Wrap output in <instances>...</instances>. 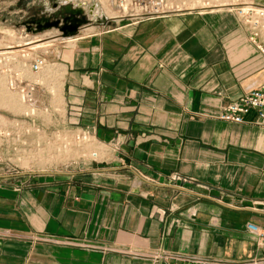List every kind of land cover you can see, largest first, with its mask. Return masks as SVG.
Returning <instances> with one entry per match:
<instances>
[{
	"label": "crops",
	"instance_id": "crops-1",
	"mask_svg": "<svg viewBox=\"0 0 264 264\" xmlns=\"http://www.w3.org/2000/svg\"><path fill=\"white\" fill-rule=\"evenodd\" d=\"M215 6L63 38L59 121L89 130L97 157L0 172V264L264 255V125L253 110L240 122L217 117L264 82V56L233 6Z\"/></svg>",
	"mask_w": 264,
	"mask_h": 264
},
{
	"label": "built area",
	"instance_id": "built-area-1",
	"mask_svg": "<svg viewBox=\"0 0 264 264\" xmlns=\"http://www.w3.org/2000/svg\"><path fill=\"white\" fill-rule=\"evenodd\" d=\"M159 1L151 3L154 12L150 14L162 13L156 12L159 8ZM123 3L125 4L123 0H120L119 5L124 6ZM233 5V10L238 20L247 30L248 40L264 56V4L249 0L241 5ZM138 17L141 16L132 18L136 19ZM44 64L45 57L36 56L27 63L25 72L10 68L0 70V72L5 74L4 82H0L1 88L15 96L18 109L20 108L22 111L12 117L0 114V169L7 171L6 173H14L12 171H16L17 168L22 169L23 166L28 168L29 166L26 163L30 160L28 155L30 150L42 149L43 138H40L43 137L45 128L39 121L35 124L33 123L37 117L34 111L41 110L39 108L40 102L36 97V89L44 90L49 95H51V91H49V86L46 83L44 84L37 78H31L29 74H37ZM249 110L255 112L254 122L264 125V82L249 88L237 98L225 102L221 106L217 117L223 120L240 122L243 119V115ZM59 116H61V111L60 113L58 112V128H55V134L58 133L56 138L58 141V152L59 154L64 152L75 154L77 152V156L74 158H72V155H67V160L64 163L69 164L74 161L95 159L97 152L94 146L98 139L86 128L60 123ZM49 135L51 136L52 133ZM169 179L186 180L188 178L172 173ZM246 226L251 231H257V225L252 222H246ZM156 258L162 260L164 264H264V255L238 259H219L180 252L161 251L156 254Z\"/></svg>",
	"mask_w": 264,
	"mask_h": 264
},
{
	"label": "rangeland",
	"instance_id": "rangeland-1",
	"mask_svg": "<svg viewBox=\"0 0 264 264\" xmlns=\"http://www.w3.org/2000/svg\"><path fill=\"white\" fill-rule=\"evenodd\" d=\"M51 1L62 2L63 0H4L3 3H0V17L6 14L3 11L4 6H8L6 9L12 11V13H7L5 20H0V70L10 68L25 72L29 61H32L36 56H43L45 57V64L42 66V69L35 75H29L31 78H37L44 82V84L46 83L49 86V91H51V95H49L44 90L36 89V94H40L36 97L38 98L37 100H41L39 103L41 110L34 111L37 117L33 123L35 124L39 121L45 128L43 137L40 138H43L42 149H31L28 154L30 160L26 163L29 167L27 166L28 168H26V166H23L22 169L17 168L16 171H12L14 173L58 169L59 166L65 164L67 155H72V158L77 156V152L75 154L66 152L59 154L58 141L56 139L58 133L55 134V128H58V112L60 113L61 111L58 96V53L61 52L60 48L63 45L69 44L71 41H65L61 37L53 38L52 34L54 31L56 32V29L31 33L30 31H26L24 25L20 24V20L32 13L38 5L45 4L49 6ZM76 1H81L83 7L92 4L93 11L100 16L106 17L108 20L105 24H96L93 22L84 25V32L94 30L96 25L119 23L135 16L153 13L154 9L151 3L157 2V0H123L125 2V4L123 3L124 6H120V0H71V2ZM245 1L249 0H160L158 2L159 8L156 12L166 13L183 7L203 9L216 7L215 5L234 6L233 4L241 5ZM9 6L13 8L11 9ZM18 8L21 10H18ZM43 43L44 45L42 46L30 48L33 44ZM63 52V57H65L66 50H63ZM4 78L5 74L0 72V82H4ZM21 112L20 108L18 109L15 96L10 92H6L0 86V114L12 117ZM50 133H52L51 136L49 135ZM92 149L94 148L92 147ZM0 172L6 173L7 171L0 169Z\"/></svg>",
	"mask_w": 264,
	"mask_h": 264
},
{
	"label": "water",
	"instance_id": "water-1",
	"mask_svg": "<svg viewBox=\"0 0 264 264\" xmlns=\"http://www.w3.org/2000/svg\"><path fill=\"white\" fill-rule=\"evenodd\" d=\"M81 1L71 2L63 0L62 2L53 1L49 6L40 4L26 18L20 21L25 26L26 31L38 33L44 30L54 28L56 32L52 34L56 37L74 36L79 28L91 23L105 24L107 18L100 16L93 11V5L89 4L83 7Z\"/></svg>",
	"mask_w": 264,
	"mask_h": 264
},
{
	"label": "bare ground",
	"instance_id": "bare-ground-1",
	"mask_svg": "<svg viewBox=\"0 0 264 264\" xmlns=\"http://www.w3.org/2000/svg\"><path fill=\"white\" fill-rule=\"evenodd\" d=\"M46 44H47V43H46ZM42 45H44V43H43V44H37V45H34V44H33V45L30 46V48H32V47H36V46H42ZM34 49H35V48H34Z\"/></svg>",
	"mask_w": 264,
	"mask_h": 264
},
{
	"label": "flooded vegetation",
	"instance_id": "flooded-vegetation-1",
	"mask_svg": "<svg viewBox=\"0 0 264 264\" xmlns=\"http://www.w3.org/2000/svg\"><path fill=\"white\" fill-rule=\"evenodd\" d=\"M27 16H28V15H27ZM27 16H26V17H27ZM26 17H25V18H26Z\"/></svg>",
	"mask_w": 264,
	"mask_h": 264
}]
</instances>
